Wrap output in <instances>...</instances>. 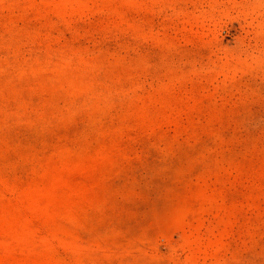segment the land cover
<instances>
[{
	"label": "rangeland",
	"instance_id": "1",
	"mask_svg": "<svg viewBox=\"0 0 264 264\" xmlns=\"http://www.w3.org/2000/svg\"><path fill=\"white\" fill-rule=\"evenodd\" d=\"M0 264H264V0H0Z\"/></svg>",
	"mask_w": 264,
	"mask_h": 264
}]
</instances>
